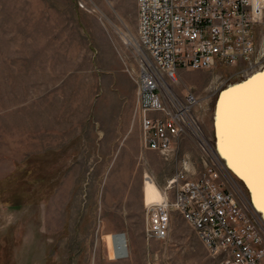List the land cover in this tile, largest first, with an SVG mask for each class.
<instances>
[{
    "label": "rangeland",
    "instance_id": "1",
    "mask_svg": "<svg viewBox=\"0 0 264 264\" xmlns=\"http://www.w3.org/2000/svg\"><path fill=\"white\" fill-rule=\"evenodd\" d=\"M137 24L136 0H0V264H219L178 209L167 238L147 235V183L163 197L184 160L200 174L206 159L188 136L168 160L142 150ZM217 66L176 84L201 97L214 144L222 90L258 71Z\"/></svg>",
    "mask_w": 264,
    "mask_h": 264
},
{
    "label": "built area",
    "instance_id": "2",
    "mask_svg": "<svg viewBox=\"0 0 264 264\" xmlns=\"http://www.w3.org/2000/svg\"><path fill=\"white\" fill-rule=\"evenodd\" d=\"M136 5L134 110L141 148L168 160L175 143L188 136L206 159L204 172H192L184 160L168 180L162 199L163 239L170 233L171 211L178 209L208 250L219 255V264H264V218L206 137L201 97L176 86L182 69L242 66L240 75L246 76L261 69L264 36L258 25L264 28V0H136ZM145 210L150 237L149 203Z\"/></svg>",
    "mask_w": 264,
    "mask_h": 264
},
{
    "label": "snow or ice",
    "instance_id": "3",
    "mask_svg": "<svg viewBox=\"0 0 264 264\" xmlns=\"http://www.w3.org/2000/svg\"><path fill=\"white\" fill-rule=\"evenodd\" d=\"M218 126L234 165L264 192V74L225 94Z\"/></svg>",
    "mask_w": 264,
    "mask_h": 264
},
{
    "label": "bare ground",
    "instance_id": "4",
    "mask_svg": "<svg viewBox=\"0 0 264 264\" xmlns=\"http://www.w3.org/2000/svg\"><path fill=\"white\" fill-rule=\"evenodd\" d=\"M263 70H264V67L261 70H258L254 72L253 74L249 75L248 76L249 79L246 78L242 81H245L247 79L248 81H250L253 78L260 76L261 75L260 72H262ZM242 81L234 82L232 85L226 87L227 89L221 92L219 101L215 104V108H214L215 117H214V124H213L214 129H215L214 150L217 156L223 159L225 165L227 166L229 170L232 171L234 176L238 177L242 181L243 185H245L249 193L250 200H252L255 207L258 209V211L260 212V214H262L264 218V192H262L261 187L257 181L250 180L244 173L241 172V170H239L234 165L233 159L230 157V155L226 152V150L223 147V141H222V137L220 134V128L218 126V115L221 109L222 102L224 101L225 94L228 93L232 89L239 88L241 85L246 84V83L236 84ZM145 188L147 190V198L149 199L147 203H149V213H150V228H151L150 238H156V239L163 240L162 199L164 198L165 194L163 192V197H162V194L156 188H154L153 185H150L149 183H147ZM113 242H114V249H115L117 258L126 257L129 254L127 237L125 234L118 233L117 235L113 237Z\"/></svg>",
    "mask_w": 264,
    "mask_h": 264
},
{
    "label": "water",
    "instance_id": "5",
    "mask_svg": "<svg viewBox=\"0 0 264 264\" xmlns=\"http://www.w3.org/2000/svg\"><path fill=\"white\" fill-rule=\"evenodd\" d=\"M264 70L262 72H260V74H263ZM249 79V78H248ZM248 79L245 80V81H242V82H239V83H236V84H242V83H247L248 82ZM227 88L223 89V90H226ZM222 90V91H223Z\"/></svg>",
    "mask_w": 264,
    "mask_h": 264
}]
</instances>
